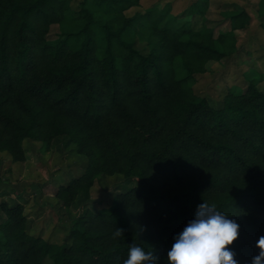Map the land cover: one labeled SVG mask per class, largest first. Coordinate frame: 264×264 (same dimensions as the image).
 Returning a JSON list of instances; mask_svg holds the SVG:
<instances>
[{"label": "trees", "instance_id": "trees-1", "mask_svg": "<svg viewBox=\"0 0 264 264\" xmlns=\"http://www.w3.org/2000/svg\"><path fill=\"white\" fill-rule=\"evenodd\" d=\"M141 1L83 0L74 11L71 0H0V151L24 163L26 140L48 151L69 137L87 167L56 190L66 208L89 200L101 175L138 179L111 206L72 221L61 245L28 233L23 204L1 202L0 264H123L132 244L167 264L204 201L240 224L231 246L239 264L259 253L264 74L229 89L220 108L193 88L211 62L235 52L251 17L232 13L231 31L216 38L167 8L126 16ZM55 25L61 34L48 39Z\"/></svg>", "mask_w": 264, "mask_h": 264}, {"label": "rangeland", "instance_id": "rangeland-1", "mask_svg": "<svg viewBox=\"0 0 264 264\" xmlns=\"http://www.w3.org/2000/svg\"><path fill=\"white\" fill-rule=\"evenodd\" d=\"M81 2L83 0H71L72 9L79 11ZM194 5L204 7L205 14L192 13ZM154 7L169 9L172 16L194 29L208 27L216 38L231 31L229 17L232 13L245 11L250 15L248 26L236 31L235 52L220 62H211L208 71L197 77L193 87L195 94L206 98L212 106L222 107L228 90L244 88L254 73L264 74V0H142L140 6L127 11L126 16L132 17ZM60 34L61 28L55 25L48 39ZM136 48L143 50L145 44L137 42ZM258 87L264 93V82ZM24 146L27 153L24 163H14L8 153L0 151V203L23 204L28 233L51 243L69 242L72 221L88 210L111 206L115 194L138 184L136 178L102 176L104 178L98 179L89 200L80 196L70 208H65L55 198V192L61 184L85 172L87 159L77 153L67 136L56 138L48 151L41 142L34 140H26ZM3 217L0 212V222Z\"/></svg>", "mask_w": 264, "mask_h": 264}, {"label": "clouds", "instance_id": "clouds-1", "mask_svg": "<svg viewBox=\"0 0 264 264\" xmlns=\"http://www.w3.org/2000/svg\"><path fill=\"white\" fill-rule=\"evenodd\" d=\"M230 217L207 201L199 204L194 219L175 236L167 264H239L231 246L238 240L241 226ZM121 235L123 230L117 228L115 236ZM256 247L259 253L251 264H264V236ZM123 264H159V259L153 251L132 244Z\"/></svg>", "mask_w": 264, "mask_h": 264}, {"label": "crops", "instance_id": "crops-1", "mask_svg": "<svg viewBox=\"0 0 264 264\" xmlns=\"http://www.w3.org/2000/svg\"><path fill=\"white\" fill-rule=\"evenodd\" d=\"M82 174H83V173H82ZM82 174H81V175H82ZM79 176H80V175H79ZM102 176H106V175H101V176H99V177L97 178V180L95 181V184H94L93 188L91 189V197H92V195H93V190H94V188H95V186H96V183H97L98 179H99V178H104V177H102ZM115 176H120V175H115ZM115 176H112V177H115ZM77 177H78V176H77ZM108 177H109V176H108ZM74 178H75V177H74ZM72 179H73V178H72ZM70 180H71V179H70ZM70 180H69V181H70ZM69 181H68V182H69ZM68 182H67V183H68ZM61 185H65V184H61ZM61 185H60V186H61ZM55 198H56V197H55ZM78 199H79V198H78ZM78 199H77V200H78ZM87 203H91V202L88 201ZM65 208H66V207H65ZM3 218H4V217H3Z\"/></svg>", "mask_w": 264, "mask_h": 264}]
</instances>
